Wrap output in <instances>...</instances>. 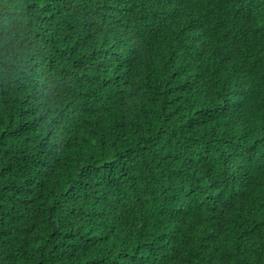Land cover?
Here are the masks:
<instances>
[{"label":"trees","instance_id":"obj_1","mask_svg":"<svg viewBox=\"0 0 264 264\" xmlns=\"http://www.w3.org/2000/svg\"><path fill=\"white\" fill-rule=\"evenodd\" d=\"M0 264H264V0H0Z\"/></svg>","mask_w":264,"mask_h":264},{"label":"clouds","instance_id":"obj_2","mask_svg":"<svg viewBox=\"0 0 264 264\" xmlns=\"http://www.w3.org/2000/svg\"><path fill=\"white\" fill-rule=\"evenodd\" d=\"M174 16L175 15L172 14V15H168L166 18H163L162 20L164 21V24H166V25L167 24H170L173 21ZM244 31H245V28H240L239 29V36L242 35L244 33ZM222 47H223V42L221 40H219L218 43L213 47V49L211 51V53H212V57H210V62L211 63L212 62H215L216 58L218 59V62H219L220 65L223 63L222 60H221V58H220V56L222 55V51H223V49H221ZM237 92L238 91H236V90H234L232 92V95H230V100H232L235 97V95L237 94ZM224 97L227 99V94H225ZM207 139H209V140L212 139L213 142L215 143V145H217V143H218L217 141H215L211 137L210 138H207Z\"/></svg>","mask_w":264,"mask_h":264}]
</instances>
